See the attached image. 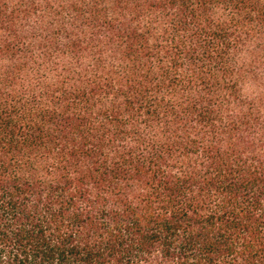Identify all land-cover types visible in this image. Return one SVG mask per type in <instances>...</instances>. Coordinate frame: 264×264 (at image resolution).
Listing matches in <instances>:
<instances>
[{
    "label": "trees",
    "instance_id": "trees-1",
    "mask_svg": "<svg viewBox=\"0 0 264 264\" xmlns=\"http://www.w3.org/2000/svg\"><path fill=\"white\" fill-rule=\"evenodd\" d=\"M0 264H264V0H0Z\"/></svg>",
    "mask_w": 264,
    "mask_h": 264
}]
</instances>
